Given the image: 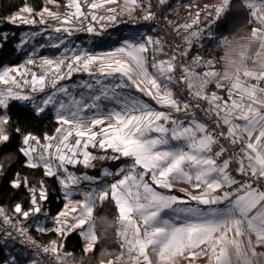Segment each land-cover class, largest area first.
<instances>
[{
	"label": "snow or ice",
	"instance_id": "snow-or-ice-1",
	"mask_svg": "<svg viewBox=\"0 0 264 264\" xmlns=\"http://www.w3.org/2000/svg\"><path fill=\"white\" fill-rule=\"evenodd\" d=\"M145 3L122 0L118 10L112 6L117 0H67L63 13L47 7L36 11L25 4L6 22L41 25L46 31L47 14L58 22L52 26L55 33L100 34L124 23L118 15L133 7L146 13L144 21L154 20L155 13ZM167 3L159 0L161 6ZM242 3L249 10L247 23L254 25L251 31L264 46V0ZM229 8L230 0H219L203 9L215 20L202 21L201 11H197L181 23L169 21L186 45L180 53L169 55L163 38L148 32L138 31L102 53L57 37L58 43L51 47H63L59 55L37 58L33 53L17 67L0 68V148L18 136L23 166L43 170V178L36 183L19 172L8 181L14 190L25 189L28 206L15 203L12 215L0 206V240L15 239L16 233L21 243L35 248L30 264H65L74 256L65 251L66 239L72 234L79 235L85 253L94 249L98 242L94 209L97 202L111 199L118 210L115 235L119 252L106 264H174L178 257H206L207 264H264V252L256 250L264 247V73L244 69L226 85L214 68V58L204 59L197 51L189 59L193 47H202L206 31L202 24H214ZM8 35L2 32L0 39L7 41ZM214 35L208 31V37ZM177 68L182 80L177 79ZM78 73L89 79L61 83ZM175 85H184L180 91H187V99L173 90ZM210 85L226 90L227 98L209 92ZM133 90L170 111L158 110ZM16 101L28 106L23 120H13L11 103ZM194 109L212 118L214 127L200 121ZM49 110L58 124L52 134L40 135L19 126L29 118H46ZM90 149L104 154L95 155ZM124 158L129 162L115 171L104 167L100 176L78 174L69 167L95 169L96 161ZM105 177L119 178L109 183L102 179ZM44 178H55L62 193L63 207L54 217L45 208L50 194ZM177 181L188 183L196 193L179 189L184 195L174 194ZM82 183L96 186L83 190ZM77 195L82 198L75 200ZM28 220L33 225L22 223ZM49 225H54L53 232L61 242L36 244L30 227L47 234ZM10 264L19 262L11 257Z\"/></svg>",
	"mask_w": 264,
	"mask_h": 264
},
{
	"label": "trees",
	"instance_id": "trees-1",
	"mask_svg": "<svg viewBox=\"0 0 264 264\" xmlns=\"http://www.w3.org/2000/svg\"><path fill=\"white\" fill-rule=\"evenodd\" d=\"M230 2L231 8L226 10L222 20L217 24L219 35L227 33L241 24L245 25L248 29H251V27L254 26L247 23L250 19V15L245 3H242V0H230ZM25 4H29L35 10H41L45 5V0H0V17L19 10ZM144 25L145 24H130L128 27L131 29ZM80 75L81 74H77L76 77H80ZM72 78H74V76H72ZM27 107V105L21 104L20 102H12L11 112L14 114L13 120H23L28 116ZM19 126L25 128L27 131L42 135L45 132L52 134L58 124L54 122V115L49 113L47 117L42 120L29 118L28 123H21ZM19 140L20 138L16 136L10 144L6 147L0 148V165H3L5 171V175L0 176V206H3L8 211L9 215H12V206L17 202H22L25 208L28 206L26 199L28 193L25 189L21 187L17 191L9 186L8 181L12 179L13 174L19 172L21 176L26 175L33 181V183H36V181L43 178L42 169L31 170L23 166L25 163V157L17 151ZM109 151L110 150H108V152ZM118 162V164H124L129 161L127 158H124ZM9 165H11V168H9ZM44 183L50 194L49 199L45 204V208L50 209L51 214L55 215L62 209L64 203L60 187L55 178H44ZM102 214L109 218H115L118 215V210L114 205V201L109 199L106 202L97 205L94 210V215L98 217ZM31 232L32 234L35 233V230L31 229ZM115 232L116 228L111 229L106 237H102L99 232H97L98 242L94 249L89 253L83 251V241L79 235L72 234L66 239L65 249L67 252L73 253L74 256H83L85 258V264L107 262L109 259L114 258V253L119 252V245L116 242ZM47 237H49V235L46 234L41 238L44 239ZM8 251L13 252L14 257L20 263L25 264L27 262L28 258L24 254L25 249L23 247L14 241L8 242L7 240L5 242L4 240H0V264L7 260ZM104 251H106L107 254L101 258V253Z\"/></svg>",
	"mask_w": 264,
	"mask_h": 264
},
{
	"label": "rangeland",
	"instance_id": "rangeland-1",
	"mask_svg": "<svg viewBox=\"0 0 264 264\" xmlns=\"http://www.w3.org/2000/svg\"><path fill=\"white\" fill-rule=\"evenodd\" d=\"M197 1L198 0H185V1H183V3H184V5L193 4V3L195 4V3H197ZM97 2H101V0H97ZM138 2H139V0H138ZM66 3H67V0H45L44 7H47L51 12L63 13L64 11L67 10L66 9ZM27 5H29V4H27ZM146 5H147V3L144 4V7H146ZM112 6L113 7H117L118 10H119L120 4H115V5H112ZM19 10L15 11V12L9 14V15L0 17V33H2V32L9 33L7 41H4V40L0 39V68H2L4 66L17 67L20 64L25 63L27 58L29 56L33 55V53H35L37 58H39L41 56H47V57L57 56L63 51V47H61L59 49L51 47L52 44L58 43L57 37L64 38L67 42H69L70 45H75L76 42H77L76 39L79 38L78 34H86L87 33L86 31H78V32H74L72 35H69V36H65L63 33H55L54 31H52V26L57 25L58 22L55 21V20L47 18V14H45V19H46L47 25L49 27L47 28L46 31L44 30V27L41 26V25H35V26H29V25L14 26V25H12L10 23H7L6 22L7 21V17L17 13ZM82 10L86 11L87 10L86 6H84ZM192 10L194 11L193 13L195 14L196 13L195 12L196 9L193 8ZM36 11H40V10H36ZM164 13L169 19H171L175 23H178V22H176L174 20V17L172 16V11H171L168 3L165 5ZM145 14L146 13L142 10V8L136 7L135 10H131L130 9L128 11H125L123 14L118 15V20L124 21V23H118L115 26H109L107 28H115V27H118V26L121 27V26L124 25V28L122 27V29L123 30L125 28L127 29L126 34H125L126 38L132 37L138 31H140V32H148L149 34L158 35V33L156 31L153 33V31H152L153 28L150 27V26H147V25H144L146 28H142V30L129 29L128 26L130 24H142L141 22H138V23H136V22L140 21L142 19L143 15H145ZM202 16H204L203 10L201 11V17ZM32 32H40L41 34L37 35V36H32L31 35ZM88 34H90V33H88ZM116 37L117 36L113 37L114 41H110L109 45L103 46V49L102 48L99 49L98 47H100V46H93V44H92L93 39L91 37L82 36L80 39H84V40H78V42H80V46L77 45V47L92 51L94 53H102V52L111 51V50L116 48V43L118 42V39L116 40ZM23 41H27V42L23 43ZM83 42H86L87 45L83 44ZM41 46H43V47H41ZM161 58H166V57H161ZM189 59H190V57H189ZM37 62H38V59H37ZM150 71H151V68H150ZM80 74L81 75L83 74L84 76L74 77V78H71L70 80L62 81L61 83L71 85L73 83H78L81 80L89 79L87 74L86 75H85V73H80ZM174 89L175 88H173V90ZM133 91H134V94L141 95V98L145 99L142 96V94L135 93V90H133ZM174 91L177 93L176 90H174ZM40 95H43V94H40ZM17 102H20V101H17ZM20 103L24 104V105H27L26 102H20ZM49 113H52L54 115V112L52 110H49ZM90 150L93 151V153L95 155H103L104 154L103 152H100L98 150H93V149H90ZM108 154H111V151H109ZM94 163L96 164L95 169H85L82 165H77L74 169L72 168V166H69V167H70V170H73V171L77 172L78 174H82L84 172H87L88 174H90L92 176H100L101 175V171H102V169L104 167L109 168V170H111V171H115L121 165V164H118L119 163L118 161L117 162H112V161H107V160H105V161H96ZM118 178L119 177H105V178H102V179L106 180V181H108L110 183L113 179H118ZM95 186H96L95 184L82 183L81 188L83 190H88V189H90V187H95ZM81 198L82 197L79 196V195L74 197L75 200H79ZM99 204H100V202H97V205H99ZM57 214H55V215L51 214V216L54 217ZM22 223H25L27 225H33V221L32 220L22 221ZM53 228H54V225H49L46 228V233H47V235H49V237L44 238V239H42L41 237L46 235V234H42L41 232L35 230L34 226L30 227L29 231L31 232V229H34L35 233H33V234L36 237L41 238V240L44 241L46 244H49V242L52 241V240H57L58 242H61L60 237L53 232ZM8 242H9V240H8ZM8 252L9 253H8L7 260H9V264H10L11 257H14V255H13V252H10V251H8ZM24 254L28 258V260H27V262L25 264H30V260L32 258L31 254L28 251H26V250H25ZM19 264H23V263L19 262Z\"/></svg>",
	"mask_w": 264,
	"mask_h": 264
},
{
	"label": "clouds",
	"instance_id": "clouds-1",
	"mask_svg": "<svg viewBox=\"0 0 264 264\" xmlns=\"http://www.w3.org/2000/svg\"><path fill=\"white\" fill-rule=\"evenodd\" d=\"M219 53L217 64L224 84H230L232 79L244 69L249 72L264 73V46L259 35H254L245 25L235 27L233 30L218 37L214 46ZM96 232L106 237L111 229L118 227L116 217L109 218L102 214L94 217ZM101 253V258L106 255ZM65 264H85L83 256H73L66 259Z\"/></svg>",
	"mask_w": 264,
	"mask_h": 264
},
{
	"label": "crops",
	"instance_id": "crops-1",
	"mask_svg": "<svg viewBox=\"0 0 264 264\" xmlns=\"http://www.w3.org/2000/svg\"><path fill=\"white\" fill-rule=\"evenodd\" d=\"M183 1H185V0H168V5L172 11V16L174 17V20L178 23L183 22L184 18L190 12L192 14H194L193 13L194 11L192 10L193 8L196 9L195 12L202 11L204 9L205 5L212 6V5H215L219 2V0H198L197 3H195V4L193 3V4L184 5ZM121 3H122V0H117V4H121ZM146 7H147V5H146ZM164 8H165V6H163V9ZM135 9H136V7L131 8V10H135ZM209 10H211V9H209ZM225 12H226V10H225ZM224 13H223V15H224ZM223 15L221 17H219L215 21L214 24L213 23H203L202 24V27H204L206 29V31L204 32V34L201 38V41H200V44L202 45V47H199V46L193 47V49L189 53L190 58H191V55L196 54L197 51L200 52V55L204 59L214 58V60H215L214 68L217 70L219 68V65L217 64V58H218L219 53L215 50L214 46L218 42V37L220 36L218 33L217 24L222 20ZM200 19L202 21H209V20H215L216 18L214 16L208 17L206 14H204V16L200 17ZM122 27L124 28V25L121 27L118 26L117 28L115 27L112 29L107 28L106 30L102 31L100 34H88V33L78 34L79 38L76 39L77 42L75 45L80 46V42H78V40H84V39H80L82 36H89L93 39V42H92L93 46H100L98 48L103 49V46L109 45L110 41H114L113 37L117 36L116 40L118 39V42L116 43V47L120 46L122 41L124 39H126L125 34L127 31L126 28L123 30ZM142 28H146V27L145 26H139L137 28H131V29L142 30ZM208 31H212L215 35L213 37H208ZM83 44H86V42H83ZM78 74H80V73H78ZM76 75L77 74H74V77H76ZM80 76H84V75L82 74ZM173 88H175V86H173ZM208 91L209 92L216 91L219 95L227 98L226 90L216 89L214 85H210ZM143 97L145 98V100H147V102L151 103L153 105V107H156L158 110L170 111V109L161 108L159 105H156L155 102L152 101L149 97H146V96H143ZM179 189H187L188 191H191L194 194L196 193V190L192 189L191 185H189L188 183L177 181L174 183V188L172 189V192L178 196H183L184 193H181L179 191ZM192 203L195 204L194 202H192ZM253 241H254V237H253ZM99 264H102V263H99ZM104 264H106V262H104ZM174 264H207V258L201 257V258H197V259H192L191 257H189L188 259H185L183 257H178L175 259Z\"/></svg>",
	"mask_w": 264,
	"mask_h": 264
},
{
	"label": "built area",
	"instance_id": "built-area-1",
	"mask_svg": "<svg viewBox=\"0 0 264 264\" xmlns=\"http://www.w3.org/2000/svg\"><path fill=\"white\" fill-rule=\"evenodd\" d=\"M146 3H147V7L150 5L151 10L155 13V19L152 21H144L143 19H141L140 21H137L136 23L141 22L142 24H145L155 29L159 37L163 38V43L165 44L164 51L167 52L169 55H171L173 52H176V53L182 52L184 48L186 47V45L181 40V38L176 35L174 27L168 23L169 21H172V20L169 19L165 15L163 6L159 4V0H146ZM173 45H176V47H173ZM181 59H183V57H181ZM176 76H177V79H181V80L183 79V76L181 75L179 68H177L176 70ZM182 87H184V85H175V90L177 91L178 94L182 96V98L187 99L188 98L187 91H184L183 93H181L180 91ZM200 103L205 107L207 106L206 102L204 101H200ZM194 111H195L197 118L200 121L209 125L210 128L214 127L212 118L205 116L204 112L201 111L200 109H194ZM221 143H224L225 146L227 147V144L225 141L221 140ZM215 150H218V149H214V151ZM29 234L35 240L36 244L40 246L48 245L44 241H42L40 238L33 235L30 231H29ZM13 236L15 237V239H12L9 241H14L18 243L21 247L27 250L31 254L32 257L35 256L36 254L35 248H32L27 243H21L20 242L21 238L18 237L16 233H13ZM256 250L257 252H264V247L258 246ZM43 258L47 260L46 256H44ZM94 264H99V263H94Z\"/></svg>",
	"mask_w": 264,
	"mask_h": 264
}]
</instances>
